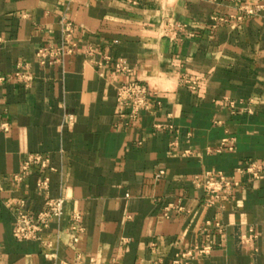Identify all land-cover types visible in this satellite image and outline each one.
I'll use <instances>...</instances> for the list:
<instances>
[{
	"label": "crops",
	"instance_id": "crops-1",
	"mask_svg": "<svg viewBox=\"0 0 264 264\" xmlns=\"http://www.w3.org/2000/svg\"><path fill=\"white\" fill-rule=\"evenodd\" d=\"M257 5L264 0H0V264H264V173L240 172L264 162V12L244 11ZM64 17L76 52L42 67L36 52L58 45ZM118 59L152 98L129 127ZM34 153L49 169L33 165L16 184ZM209 173L238 185L208 195L197 179ZM42 175L49 195L65 199L43 233L52 248L13 236L19 201L44 206ZM76 212L84 233L75 244ZM195 246L213 249L180 257Z\"/></svg>",
	"mask_w": 264,
	"mask_h": 264
},
{
	"label": "built area",
	"instance_id": "built-area-1",
	"mask_svg": "<svg viewBox=\"0 0 264 264\" xmlns=\"http://www.w3.org/2000/svg\"><path fill=\"white\" fill-rule=\"evenodd\" d=\"M244 11L248 15H257L264 12V5H257L255 7H245ZM224 20V19H221ZM75 28L74 23L67 17L61 20V37L58 45L42 46L36 52L37 63L46 67L53 64H63L68 56H71L76 52L77 42L75 41ZM114 72L123 75L128 80L122 82L117 92V103L120 107L119 117L124 122L125 126L129 127L135 124L143 111L149 110L152 106V98L150 90L144 83L132 79L133 68L124 59H118L113 65ZM131 78V79H130ZM2 78L0 77V80ZM15 79L17 81L30 82L32 76L27 72L17 71L15 73ZM6 124L2 125L4 130H7ZM174 133L177 134V129L172 126L168 127ZM227 140H224V145ZM177 141L172 143V146L176 147ZM222 148H226L225 146ZM229 150H233V147H227ZM50 159L48 156L42 153L29 154L24 161L20 173L14 176L16 184H21L28 176L31 167L34 165L41 171H47L49 169ZM241 173L248 175L251 180L260 179L264 173V162L253 161L245 169L240 170ZM163 172L160 173L162 175ZM199 184L204 188L206 194L219 197L220 193L230 192L234 186H237L233 179L228 178L223 174L209 173L201 181L197 179ZM38 187L42 189L47 198L44 206L39 211H32L26 208L25 201H19L15 207V225L13 228V236L18 241H41L46 248H52V242L45 241L43 239V233L50 227L52 221L60 220L64 216L65 212V199L62 197H51L49 195L50 180L47 176L42 175L38 182ZM165 216L168 215V209H166ZM70 230L72 233L73 243H78L80 237L84 233V227L82 224V215L78 212L73 213L69 219ZM216 229L220 230L219 223L216 224ZM212 246L199 247L195 246L192 249L183 253L180 257L187 259H195L210 254ZM47 257L52 255L46 254ZM174 264H179L176 260Z\"/></svg>",
	"mask_w": 264,
	"mask_h": 264
}]
</instances>
